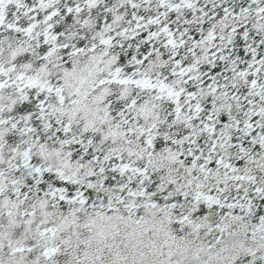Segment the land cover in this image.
Listing matches in <instances>:
<instances>
[{"label": "snow or ice", "instance_id": "obj_1", "mask_svg": "<svg viewBox=\"0 0 264 264\" xmlns=\"http://www.w3.org/2000/svg\"><path fill=\"white\" fill-rule=\"evenodd\" d=\"M0 264H264V0H0Z\"/></svg>", "mask_w": 264, "mask_h": 264}]
</instances>
